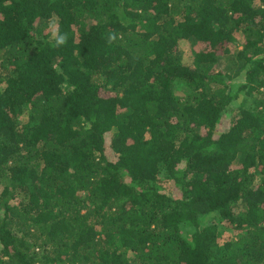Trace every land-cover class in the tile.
I'll return each instance as SVG.
<instances>
[{"label": "trees", "instance_id": "1", "mask_svg": "<svg viewBox=\"0 0 264 264\" xmlns=\"http://www.w3.org/2000/svg\"><path fill=\"white\" fill-rule=\"evenodd\" d=\"M0 264H264V0H0Z\"/></svg>", "mask_w": 264, "mask_h": 264}, {"label": "rangeland", "instance_id": "2", "mask_svg": "<svg viewBox=\"0 0 264 264\" xmlns=\"http://www.w3.org/2000/svg\"><path fill=\"white\" fill-rule=\"evenodd\" d=\"M230 119H231L230 115L224 116V118L222 119V122H220V126H219L221 131H224L227 128V126L230 122Z\"/></svg>", "mask_w": 264, "mask_h": 264}]
</instances>
